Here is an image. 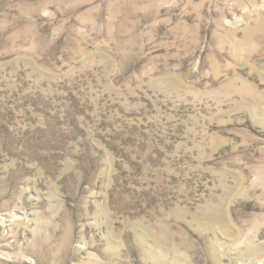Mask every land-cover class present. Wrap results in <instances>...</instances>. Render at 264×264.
<instances>
[{"label":"rangeland","instance_id":"obj_1","mask_svg":"<svg viewBox=\"0 0 264 264\" xmlns=\"http://www.w3.org/2000/svg\"><path fill=\"white\" fill-rule=\"evenodd\" d=\"M0 264H264V0H0Z\"/></svg>","mask_w":264,"mask_h":264}]
</instances>
